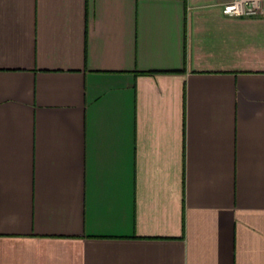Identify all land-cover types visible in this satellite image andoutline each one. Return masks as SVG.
<instances>
[{
    "label": "crops",
    "instance_id": "obj_1",
    "mask_svg": "<svg viewBox=\"0 0 264 264\" xmlns=\"http://www.w3.org/2000/svg\"><path fill=\"white\" fill-rule=\"evenodd\" d=\"M0 264H264V6L0 0Z\"/></svg>",
    "mask_w": 264,
    "mask_h": 264
},
{
    "label": "built area",
    "instance_id": "obj_2",
    "mask_svg": "<svg viewBox=\"0 0 264 264\" xmlns=\"http://www.w3.org/2000/svg\"><path fill=\"white\" fill-rule=\"evenodd\" d=\"M223 13L229 17H254L263 14L264 0H220Z\"/></svg>",
    "mask_w": 264,
    "mask_h": 264
}]
</instances>
